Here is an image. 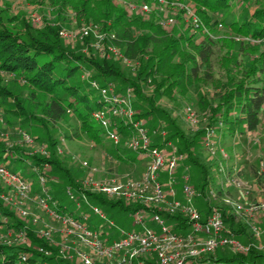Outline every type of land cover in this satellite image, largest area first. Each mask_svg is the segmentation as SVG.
<instances>
[{"label":"trees","instance_id":"trees-1","mask_svg":"<svg viewBox=\"0 0 264 264\" xmlns=\"http://www.w3.org/2000/svg\"><path fill=\"white\" fill-rule=\"evenodd\" d=\"M59 1L62 8H67L68 0ZM190 1L195 3L198 13L209 22L207 12H217L228 8L231 0ZM107 3L103 14L111 20L110 25L105 23L102 28L113 30L118 34L121 31L123 39L119 43L124 47L123 53L131 58H136L138 61L133 76L125 74L119 68L117 61L110 60L105 55H95L91 51V54L95 55L92 57L91 54L87 56L80 50L74 51L71 49V45L58 35L59 27H54L53 23H46L43 27L44 31L34 32L36 27L33 23L26 22L27 24L24 25L27 26L25 38L15 35L6 27H0V72L22 76L28 85L49 97L48 101L42 103L39 117H36L33 112H28L27 107L23 106L19 100H15V97L14 108H9L8 112L20 118L21 121L41 120L44 125L46 123L53 125L62 119L67 112H72L82 122L81 126L91 132L95 139H98L101 134L97 126L93 125L92 121L94 120H92L91 114L104 106L103 100L99 95L96 102L89 103L91 94L98 92V89L91 87L90 82L83 83L81 80H76L75 76L86 70L93 73L91 80H96L100 87L106 86L108 83H119V87L115 88L117 93L123 91L121 85L131 87L134 89V93L139 96L138 98L148 103L147 109L143 106L136 108L139 110L136 114L137 118L142 120L144 124V119L157 113L160 115V117L157 115V121L161 122L163 119L169 121L170 132L166 138L174 140L179 151L187 153V161L200 166V170L205 176L204 184L201 186L203 189L204 185L209 182L210 165L205 162L200 163L191 153V150L196 145L198 146L199 131H191L185 134L173 118L169 108L156 105L152 97L141 94L140 88L143 86L144 80L156 72L163 71L172 62L169 61L177 57V62H174L175 67L170 66L174 70H171L166 77L160 80L155 92L160 95L164 94L163 91L166 90L168 94L174 89L182 91L187 85L197 80H200L207 87L216 88L219 86V89L214 90L211 94H202L199 100L201 107L206 106L210 110L211 116L209 118L213 121L224 120L232 125L242 121L247 129H256L260 121V110L264 106V51L257 55L259 58H256L254 53L258 47L254 42L264 40V0H254L253 4L257 3L259 7L257 6L258 8L249 13L245 19H235L227 24L230 33L239 36L240 39L235 41L231 38L225 42L219 41L221 43L219 48H222L223 52L218 61L217 69L212 60L215 52L213 47L216 46L217 41L207 38L196 43L192 35L175 37L173 34L170 35V32L158 28L154 20L153 22L143 21L145 19L141 16L135 17V19L139 20L140 25L142 23L145 32L134 36L131 31L133 25H129L133 18L131 19L129 12L117 8L111 1H107ZM75 7L73 8L76 12H81L80 7L77 9ZM59 10L58 8L57 11ZM82 14L83 18H89L86 10ZM78 15L82 18L81 13ZM163 37L167 40L165 45L155 47L157 46L156 42H160ZM79 40H82V44H86L87 48L89 47V36ZM224 46L227 48L226 50L223 48ZM243 56L249 57L248 63L241 61ZM221 70L226 78L224 81L215 77V74L220 73ZM4 90L0 86V101L2 103L4 97L10 96ZM121 129L125 134L128 132L126 125H122ZM51 139L49 138L48 142L49 149L46 148L47 154H24L17 145L11 148L22 151L20 158L22 155L25 157L32 156L28 160L24 159L30 162L31 167L44 161L51 162L52 169L55 168V171L61 172V174L65 173V176L72 181L71 172L68 168L63 167V159L53 147L54 143L51 144L53 140ZM11 148L6 149L0 144V163L6 167L9 164L5 160H8V152ZM137 154L133 151L130 156L135 159ZM47 171V169L44 170V172ZM51 197L56 199L52 194ZM94 197L103 207L119 205L127 210L131 207L129 203L120 199L112 200L96 194ZM57 201L60 210L65 211L59 200ZM1 208L2 212L13 217L11 226L18 229L24 225V218L21 219L15 211L9 210L3 204ZM71 210L73 209L66 211L71 212ZM225 220L232 229V216L227 214ZM243 227L244 225H240L236 231L242 232ZM26 232L30 237H28V244L0 243V264H21V255L26 252L29 264H43L45 261L54 264H78L74 261L65 262L63 258L57 256L58 251L55 246L49 245L44 238L31 229H27ZM38 245L47 247L51 253L39 252L36 248ZM203 260L207 262L206 264H264V248H251L248 252H234L220 247L216 249L214 254L204 257Z\"/></svg>","mask_w":264,"mask_h":264},{"label":"rangeland","instance_id":"rangeland-1","mask_svg":"<svg viewBox=\"0 0 264 264\" xmlns=\"http://www.w3.org/2000/svg\"><path fill=\"white\" fill-rule=\"evenodd\" d=\"M107 1H111V3L117 8H121L129 12V16L131 19L133 18L129 25H133L131 31L134 36L145 32V27L142 26V23L140 25V23H138L139 20L135 19V17L138 18L141 16L145 19L143 21L153 22L154 20L158 28L170 32V35L173 34L175 37L180 35H185V37H188L192 35V38L194 41H196V43H199L201 40H205L207 38L217 41L216 46L214 45L213 47L215 52L212 58L216 69L218 68V61L220 60V56L223 52L222 48H219L221 44L219 41L225 42L231 38L235 41L240 39L239 36L230 33V29H228L227 24L231 23L235 19H245L249 16V13H252L256 8L259 7L257 3L253 4L254 0H231L230 6L228 8H224L223 10L217 12H207V16L209 17L208 22V20H204L205 18L198 13L197 6L190 0H68L67 8H62L61 2L59 0H0V27H6L7 30L11 31L15 35H20L25 38L24 34L26 33L27 26L24 25L27 24L26 22L33 23V25L36 27L34 32L44 31L43 27L46 23H53L54 27L56 28L58 26L59 29L64 28L68 30H74L82 26H87L89 23H95L100 27V32H105L107 34L105 37H103L104 39L102 42L99 41L100 39L98 40V38L93 34L89 36L88 48L86 47V44H82V40L75 39L73 42L65 39L64 40L71 45V49L74 51L80 50L81 53L86 54L87 56L91 54V51L95 55L99 54V50L97 47H95V44H103L104 48L110 45L116 46L122 56L127 59L126 62L116 58L111 52L105 53V56L110 60L112 59L117 61L119 68L125 74L133 76L134 72L136 71L135 69L137 67L138 61L136 58H131L123 53L124 47L119 43V41H122L123 39L121 36V31L118 34L113 30H104L102 28L103 24L105 23L110 25L109 23L111 20L110 18H106L103 14L108 4ZM142 3H145L150 7L151 10L148 12V14L144 15L140 11H137V7H140ZM129 4L133 6V10L129 8ZM73 7L76 9L80 7L79 10H81V12L77 11V13ZM82 7L83 11L86 10V14H88L89 18H83ZM188 7L191 8L190 11L193 13V15H196L195 17L199 19L198 27H194L192 24H189L187 17ZM58 8L60 9L59 11H57ZM163 12L167 14H164ZM79 13H81L82 18L78 15ZM33 15H36L39 18V21H34L32 19ZM170 18L174 20L173 24H167L166 20ZM108 34H113L114 38L109 39ZM166 42L167 40H165L163 37L160 42H156L157 46H153L162 47ZM254 43L256 44V47H258L256 49V53H254V56L259 58L257 55L264 51V40L255 41ZM223 48H225V50L227 49L225 46ZM217 53L218 55H216ZM106 54H108V56ZM95 55H92V57H95ZM100 56H102V53ZM248 58V56H243L241 61L248 63ZM177 59L178 58L175 57L173 60H170L169 62H172L169 63V65L163 70L164 72H156L144 80L143 86L140 88V92L141 94H144L148 97H152L156 102V105L169 108L173 118L179 121L182 127L183 125L190 127L188 125V121L185 120V109L190 107L196 113L198 118L202 117V114H204L203 111L208 110V107L200 106L199 100L201 99V95H206L207 93L211 94L214 90L217 91L219 86L216 88L207 87V85L205 86L202 84L200 80H197L187 85L182 91L174 89L170 94H168L166 90L163 91L164 94L162 93L159 95L158 92H155L157 89L156 86L162 78L166 77L171 70H174L173 68L176 65L174 62H177ZM171 65L173 68L170 67ZM85 72L87 71L85 70L83 73H80L79 75L77 74L75 79L81 80L83 83L90 82L93 73H89V75L86 76L84 74ZM215 77L221 81L226 79L222 73V70L220 73L215 74ZM0 79V86L5 89V93L8 92L10 94L9 97L3 98V103L0 101V144L6 149H10L12 146L17 145L19 149L24 152V154L28 153L30 155H41L44 153L41 152L40 145L43 144L45 149H49V138L53 139H51V144L54 143L53 147L56 148L58 154L60 153L63 159V167H66L70 170L72 181H70L68 177L65 176V173L61 174V172H56L55 168L52 169L53 166L51 162H48L50 165L48 167L46 166L48 171L45 172L46 177L44 185L49 189L50 194L59 200L65 210L73 209L76 202V198L71 199L69 197L68 191H70L74 196H77L82 189H86L87 192L89 191L90 187L88 184H86V182L91 176L93 179L99 180L104 177L116 175L111 173L112 171L104 172V170L101 169V165L106 167L108 161L114 158L111 153L117 149H120L121 151L128 154L129 157H131L130 154H132V150L127 146L128 144L126 143L127 135H122L120 141L115 143L112 138L105 134V129L98 121L94 120L92 114L91 117L92 120H94L92 123H94L93 125L97 126V129L101 134L98 139H95L91 132H88L81 126L82 122L78 120L76 115H74L72 112H67L64 117H62V119L58 120L53 125H50L49 123L44 125L42 124L41 120H32L29 122L21 121L20 118L8 112L9 108H14V97L15 100H19L23 106L27 107L28 112H33L36 117L41 115L40 109L43 105L42 103L44 101H48L49 97L48 95L41 93L36 88L28 85L22 76H16L8 72H0ZM113 85L114 89L119 87V83L114 84L113 82ZM121 86L123 87V91L118 92L119 94H122L127 88L126 86ZM135 96L136 99L135 102H133L134 107L138 108V106H143V108L147 109L148 103L143 102V100L138 98L139 96H137L136 93ZM98 99L99 92H94L91 94L89 103L92 104ZM157 115L160 117V115L156 113L148 116L149 118L144 119V127L146 128L150 141L160 145L164 140V136L161 135L160 131L164 128L168 135L170 132V123L168 120L163 118L161 122L157 121ZM260 115H262L260 117L262 126L257 129L258 131L254 135L252 134L250 137H247L246 134L236 137H233V135H231V137L227 135L225 142L223 141V143H225L224 149L228 153L227 158H229V155L234 157L233 153H231V151H234L232 148L233 142L236 140L235 143L238 144L240 139L244 137L242 141H245L242 143V148L239 149L247 148V150L244 152L246 158L252 162L253 166H245V170L242 172L244 174L246 173L247 175L253 172L251 175H255L257 179V183H255V185L259 184L260 187H264V106L260 110ZM23 131L30 135L32 139L31 142L24 140L22 135ZM172 141L176 144L174 140ZM203 149L204 150L200 148H194L191 150L193 157L210 164L211 179L208 182V185L209 183L211 185L207 187L204 186V196H194V202L197 204V207L202 213L205 212V208L207 206L205 196L207 195L210 187H214V185L217 183L219 184V180L224 179L222 173H220V177H218L217 173H215V169H212L214 165V162H212L214 157L213 154L208 152L206 147ZM22 151L11 148V150L8 152L9 155L7 154L8 160H5V162L9 164L8 167L11 170L18 171L24 176L26 175V177L31 175L30 178L27 177L30 179L32 186L29 191V197H27L25 201L32 213H35L33 210L37 212L36 214L39 213V221H32L31 215H29L24 221V226L34 232L48 227L51 229L53 240L59 241L60 230L58 227L60 226V223L57 220L55 221V219L51 218L45 211L39 209L40 207L38 206L35 197L42 189L41 183L38 181L36 170L31 169L30 162L24 160H28V158L30 159L32 156L25 157L22 155V158H20L19 156ZM161 151L166 156L174 152L171 147L166 145L161 147ZM184 157H187V153H185ZM32 160L34 161V159H31V161ZM131 160L133 159H130L127 164L125 163L121 165L122 170L129 172L127 176L123 175V177H137L140 169L145 165L147 158L141 157L135 159V161ZM83 161H87L88 165L84 166ZM44 162H42V167L39 166L41 164L36 166L37 170L40 171L43 169ZM94 165H97L98 169L91 175L89 173V167ZM178 166H176V169ZM29 169L33 171L31 174H27L26 172L30 171ZM105 173L108 174L104 175ZM188 174L190 176L189 182L192 187H195V189L201 192L200 188L204 184L205 178L203 171L200 169L197 170L196 166H192L190 171L188 170ZM218 178L220 179L218 180ZM243 178L246 179L245 176H243ZM227 184L229 186L232 185L230 182ZM17 193L18 192L14 183L7 182L6 179L0 175V243H8L12 245L20 243L14 239V232L16 231V228L10 225L13 217L2 212L1 210L2 204L4 207L12 210L11 204L3 200V196L8 195L9 197L12 196L13 198H16ZM95 203L99 204V202H94V204ZM100 206L103 207V205ZM81 208L90 214V222H100L102 220L98 215L93 213L89 207L82 206ZM103 209L106 211L107 217L113 219L118 227L124 229L139 228L138 225L133 223L130 211L124 207L116 205L113 207H103ZM19 217L23 219L21 216ZM149 224L151 226H155L153 221H150ZM114 228L115 227H108V230ZM155 228L157 229L158 227ZM260 241L264 242V240L261 238ZM226 249L229 251H234L229 248Z\"/></svg>","mask_w":264,"mask_h":264},{"label":"built area","instance_id":"built-area-1","mask_svg":"<svg viewBox=\"0 0 264 264\" xmlns=\"http://www.w3.org/2000/svg\"><path fill=\"white\" fill-rule=\"evenodd\" d=\"M129 8L133 10V6L130 4ZM190 9L187 8L188 22L194 27H198L199 19L193 15ZM150 10V7L145 3L137 7V11L144 15L148 14ZM32 19L39 21L36 15H33ZM166 21L167 24L174 22L171 18ZM99 29L97 24L89 23L87 26L74 30L59 29L58 35L73 42L75 39L79 40L93 34L102 42L103 37L107 34L100 32ZM108 37L112 39L114 35L108 34ZM95 47L99 50V54L105 55V53L111 52L116 58L127 61L114 45L104 48L103 44H95ZM106 55L108 56V54ZM84 74L88 76L89 72ZM90 85L98 89L104 103L102 108L92 112L94 120L102 125L105 134L115 143L120 141L122 135H127V146L132 151L146 157L147 160L142 172L137 177L122 178L120 175H115L95 180L91 176L86 184L90 187L89 191L108 199H120L129 203L133 223L139 228L118 227L113 219L107 217L103 207L89 201L86 189L80 190L77 196L68 191L71 199L76 198V208H73L71 212L61 211L58 201L51 197L49 189L44 185L46 177L44 170L50 164L45 161L44 167L40 171L36 167L38 164L32 165L31 169L36 170L42 188L35 198L40 209L60 223L58 227L60 240H53L51 229L48 227L35 233L44 238L49 245L57 248V256L64 260L73 259L78 264H206L207 262L203 258L214 254L220 247L238 252H248L251 248H264L263 244L254 241L259 240L262 234L256 221L262 216L264 217V187H262L260 199L247 203L225 195L218 187H210L205 196L206 210L202 213L194 202V196H204V192H199L190 184L187 166L181 173V182H179L181 195L179 194L178 179L173 173L184 158L183 152L175 150L173 141L166 138L167 132L164 128L160 131L164 136L163 144L173 149L172 154L164 155L160 145L150 141L142 120L136 116L133 89L127 87L122 94H119L115 91L112 83L100 87L96 80H91ZM185 120L192 127L199 122V118L190 107L185 109ZM122 125H126L128 128L126 134L121 129ZM214 131L213 127H207L202 143L213 156L219 158L217 171L225 173L222 159H226L228 153L216 142L213 136ZM22 135L27 142L32 141L30 135L25 131L22 132ZM40 150L47 154L43 144L40 145ZM83 164L84 166L88 165L87 161H83ZM39 166L42 167V163ZM94 171V168H89L91 175ZM162 171H166L168 174L165 180L160 177ZM0 175L7 182L14 183L18 192L16 198L6 195L3 196V200L11 204L12 210L18 216L26 220L31 215L32 221H39V215L32 213L25 201L29 197L32 186L30 179L1 163ZM236 183L239 184L237 180ZM82 203L87 204V207L102 219L105 227H115L118 236L105 238L101 228L89 221L90 214L81 208ZM219 203L224 204L227 209H224ZM228 212L246 220L254 240H241L234 230L227 226L225 218L229 214ZM150 221H153L155 226H151ZM26 230L24 225L20 226L14 232V239L20 243L28 244L29 238ZM36 248L44 254L51 253V250L43 245H38ZM27 259V252L23 253L21 264H29ZM43 264L54 263L45 261Z\"/></svg>","mask_w":264,"mask_h":264},{"label":"crops","instance_id":"crops-1","mask_svg":"<svg viewBox=\"0 0 264 264\" xmlns=\"http://www.w3.org/2000/svg\"><path fill=\"white\" fill-rule=\"evenodd\" d=\"M135 99H136V96H135ZM204 111H203L204 114L201 113L202 117L199 118L198 124L196 126H193V127L190 126V124H188L190 126V127H188L187 125H183V123H182V125H183V127H182L180 125L181 123L176 120V122L179 124V126L182 128V130L184 131L185 134H188L191 131H199V133H200L199 143H198V146L196 145L194 148H200V149L204 150L203 148L205 146L203 145L202 140H203V137L206 134L207 127H213L215 129L213 136H214L216 142L220 146H222L224 148L225 147V143H223V141L225 142V139H226L227 135L230 136V137H231V135H233V137H236V136H243L244 134H246L247 137H250V135H252V134L254 135L258 131L257 129L262 126L261 118H260V121H259V124H258L257 128L254 129V130H249V129L246 128V126L244 125V123L242 121H240V122H238V123H236L234 125H232V124H230L228 122H225L224 120H214L213 121L212 119L209 118L211 116L210 110L208 109V110H204ZM138 112H139V110L137 109V113ZM261 116L262 115H260V117ZM243 138L240 139V142L238 144L235 143L236 140H234V142H233L232 148L234 149V151L233 152L231 151V153H233L234 157L229 155V158L222 159L223 162H224L225 171H226L225 173H222V174H223V176L224 175H227V176L226 177L224 176V179H221V180H219L220 178H218L219 184L217 183L214 186L218 187L225 195L226 194L230 195V196H232L233 198L237 199L240 202L247 203V202H250V201H253V200L261 198V196H262V187H260L259 184L255 185V183H257V179H256L255 175L254 176L251 175L253 172L252 173L248 172L249 173L248 175L246 173L244 174L242 172V171L245 170V166H248V165L249 166H253L252 162L249 159L246 158V155H245L244 151H246L247 148L239 149V148H242L241 147L242 143H243V141H245V140L242 141ZM163 145L164 144L162 142L160 144V147H162ZM174 148H175L176 151H179L177 149V144H175V143H174ZM180 152H183V151H180ZM111 154H112V156H114V158L111 159L110 161H108V164H107L106 167L104 165H101V169L104 170V172L105 171H108V172L112 171L111 173L116 174V175H120L122 177H123V175L127 176L129 174V172L122 170L121 169V165L125 164V163L127 164L129 162V160L133 159V158L129 157L128 154H126L125 152L121 151L120 149H117L116 151H114ZM183 154L185 155V152H183ZM141 157H143V156L140 155V154H137L135 159L141 158ZM135 159H133L131 161H135ZM218 160H219V158H216L215 156L213 157V161L212 162H214V165H213L212 169H215V171H216L215 173H217V176L220 177V173L221 172H218L217 169H216ZM198 161L200 163L203 162V161H200V160H198ZM178 165L179 166L177 167V169L175 168V171L173 173L177 177L178 183L181 182V173L185 170V166H187L186 169L189 170V171H190L192 166L193 167L196 166L197 170L200 169V166L195 165V164L187 161L186 157H184L181 160V162H179ZM89 168H94L95 171H97V169H98L97 165L96 166L95 165L91 166ZM143 168H144V166H143ZM143 168L140 169L138 176L142 172ZM29 170L30 171H26L27 174H31L33 172V171H31V169H29ZM212 171H214V170H212ZM107 174L108 173H105L104 175H107ZM113 176H115V175H113ZM113 176H110V177H113ZM243 176H245L246 179H244ZM25 177H26V175H25ZM27 177L30 178L31 175H28ZM160 177H161V179L165 180L168 177V174L166 173V171H162L160 173ZM210 179H211V177L208 178V181H210ZM236 180L239 182V184L236 183ZM214 182H215V180H214ZM228 182H230L232 185L229 186L227 184ZM207 185H208V183L206 185H204V186L207 187ZM178 187H179L178 188L179 189V194L181 195L180 183H179ZM200 190L203 191L204 188L203 189L200 188ZM87 193H88V199H89L90 202H92V203L97 202V200L95 199L94 195L95 194L96 195H100V194L92 192V191H88ZM239 198H241V199H239ZM219 204H221V206H223L224 209H227L224 206V204H222V203H219ZM82 206H84V207L86 206L87 207V204L82 203L81 207ZM74 208H76V205L74 206ZM31 210H33V209H31ZM33 211L35 213H37L35 210H33ZM228 213H229V215L232 216V230H234V232L237 234V236L239 238H241V240L249 241V240L255 239L254 236L252 235L251 228L247 225L245 219L240 218V217H238L236 215H233L232 213L230 214V212H228ZM256 222H257L258 226L260 227V229L262 230V234H261L260 238L262 240H264V217L262 216V218L257 220ZM91 223L93 225L101 228V230L103 231V236L105 238L118 236V231L116 229H109L108 230V227H105L104 223L102 221H100V222H98V221L92 222L91 221ZM226 224H227L228 227H230L228 225V223H226ZM240 225H244L242 232L236 231ZM254 241L257 242V243H260L261 245L262 244L264 245V242H261L260 239L259 240L257 239V241L256 240H254ZM66 261L73 262L74 260L73 259H65V262ZM74 262H76V261H74Z\"/></svg>","mask_w":264,"mask_h":264}]
</instances>
